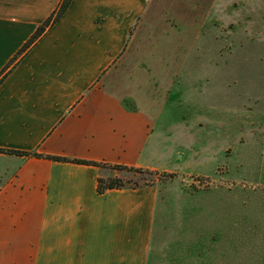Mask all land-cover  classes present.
<instances>
[{
    "label": "crops",
    "instance_id": "obj_1",
    "mask_svg": "<svg viewBox=\"0 0 264 264\" xmlns=\"http://www.w3.org/2000/svg\"><path fill=\"white\" fill-rule=\"evenodd\" d=\"M146 1L71 0L62 17L1 74L6 73L0 80V264H186L182 255L157 247L156 186L97 192L107 165L152 166L143 158L149 121L133 150L127 142L132 134L116 123L140 111L125 110L117 96L97 89L124 51ZM60 2L0 0V73ZM103 129L110 131L111 158L87 149ZM120 137L124 142L117 146ZM79 145L85 149L77 150ZM230 227L225 225L228 232ZM227 260L218 264H236L230 255Z\"/></svg>",
    "mask_w": 264,
    "mask_h": 264
},
{
    "label": "rangeland",
    "instance_id": "obj_2",
    "mask_svg": "<svg viewBox=\"0 0 264 264\" xmlns=\"http://www.w3.org/2000/svg\"><path fill=\"white\" fill-rule=\"evenodd\" d=\"M97 89L140 111L116 123L133 150L149 121L152 166L104 174L156 186L157 247L186 264H264V0H147ZM107 133L90 154L111 158Z\"/></svg>",
    "mask_w": 264,
    "mask_h": 264
},
{
    "label": "trees",
    "instance_id": "obj_3",
    "mask_svg": "<svg viewBox=\"0 0 264 264\" xmlns=\"http://www.w3.org/2000/svg\"><path fill=\"white\" fill-rule=\"evenodd\" d=\"M71 0H61L58 8L52 12L35 30L34 34L29 38V40L21 47V49L18 51L16 56L10 60V62L6 65V67L2 70L1 74L4 73L6 69H8L16 60V58L21 55L24 51H26L32 44L35 43V41L45 32V30L51 26L53 23L58 21L60 17L65 13L67 10ZM6 74V73H5ZM4 74V75H5ZM0 77V80L4 77ZM1 151V149H0ZM13 153L22 154L23 152L19 151H13ZM30 153H25V155H29ZM34 155L39 156L38 154L34 153ZM49 159L58 160V161H70L74 163H82V164H91L95 166H101V163L95 162V161H88V160H82V159H69L66 157H59V156H47ZM108 168L112 170H126V171H135L138 172L139 168L134 167H128V166H122V165H107ZM124 186H138V184H128L127 181H124L121 177L109 175L105 177H99L97 180V192L98 193H104L108 189L112 188H120Z\"/></svg>",
    "mask_w": 264,
    "mask_h": 264
}]
</instances>
